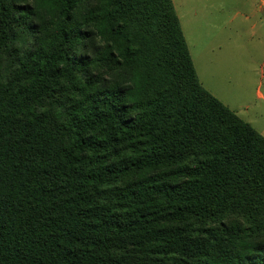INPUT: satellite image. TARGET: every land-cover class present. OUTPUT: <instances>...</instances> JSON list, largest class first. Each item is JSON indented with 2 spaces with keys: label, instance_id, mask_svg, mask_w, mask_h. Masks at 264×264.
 Masks as SVG:
<instances>
[{
  "label": "trees",
  "instance_id": "16d2710c",
  "mask_svg": "<svg viewBox=\"0 0 264 264\" xmlns=\"http://www.w3.org/2000/svg\"><path fill=\"white\" fill-rule=\"evenodd\" d=\"M7 55L0 264H264V137L172 0H0Z\"/></svg>",
  "mask_w": 264,
  "mask_h": 264
},
{
  "label": "rangeland",
  "instance_id": "374dc122",
  "mask_svg": "<svg viewBox=\"0 0 264 264\" xmlns=\"http://www.w3.org/2000/svg\"><path fill=\"white\" fill-rule=\"evenodd\" d=\"M172 2L204 88L264 136V0ZM13 69L5 56L0 82Z\"/></svg>",
  "mask_w": 264,
  "mask_h": 264
},
{
  "label": "crops",
  "instance_id": "0c3cea01",
  "mask_svg": "<svg viewBox=\"0 0 264 264\" xmlns=\"http://www.w3.org/2000/svg\"><path fill=\"white\" fill-rule=\"evenodd\" d=\"M177 14V13H176ZM178 16V15H177ZM179 18V17H178ZM180 20V19H179ZM181 23V22H180ZM182 26V25H181ZM183 30V29H182ZM184 33V32H183ZM185 36V35H184ZM186 39V38H185ZM187 42V41H186ZM197 72V71H196ZM197 75H198V73H197ZM198 78H199V76H198ZM200 81V80H199ZM201 83V82H200ZM202 84V83H201ZM203 86V85H202ZM204 87V86H203ZM206 89V88H205ZM207 90V89H206ZM208 91V90H207ZM209 92V91H208ZM210 93V92H209ZM214 96V95H213ZM215 97V96H214ZM215 98H217V97H215ZM218 99V98H217ZM219 101H221L220 99H218ZM222 102V101H221ZM223 103V102H222ZM224 104V103H223ZM225 105V104H224ZM226 106V105H225ZM231 110V109H230ZM232 111V110H231ZM234 112V111H233ZM235 113V112H234ZM236 114V113H235ZM237 115V114H236ZM238 116V115H237ZM239 117V116H238ZM243 120V119H242ZM255 129V128H254ZM257 131V130H256ZM259 133V132H258ZM260 134V133H259ZM262 135V134H261ZM263 136V135H262ZM264 137V136H263Z\"/></svg>",
  "mask_w": 264,
  "mask_h": 264
}]
</instances>
